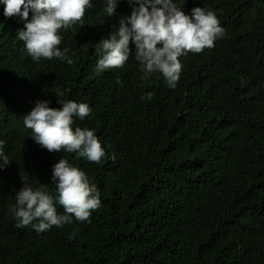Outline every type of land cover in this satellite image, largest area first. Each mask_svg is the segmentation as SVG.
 Wrapping results in <instances>:
<instances>
[{
    "label": "trees",
    "instance_id": "obj_1",
    "mask_svg": "<svg viewBox=\"0 0 264 264\" xmlns=\"http://www.w3.org/2000/svg\"><path fill=\"white\" fill-rule=\"evenodd\" d=\"M177 2L214 11L225 34L180 57L174 89L158 73L142 79L134 49L124 67L97 72L96 44L131 14L128 0L112 17L93 0L62 31L72 65L34 62L18 38L24 22L0 5V140L12 159L0 169V264H264V0ZM37 100L88 103L74 127L95 130L102 163L35 143L23 116ZM62 157L96 184L101 207L90 222L17 228L16 191L55 194Z\"/></svg>",
    "mask_w": 264,
    "mask_h": 264
},
{
    "label": "clouds",
    "instance_id": "obj_2",
    "mask_svg": "<svg viewBox=\"0 0 264 264\" xmlns=\"http://www.w3.org/2000/svg\"><path fill=\"white\" fill-rule=\"evenodd\" d=\"M120 2L103 0L107 17L116 13ZM128 2L134 5L131 14L122 17L115 31L96 44L97 72L124 67L134 49L142 79L148 80L158 73L166 86L174 89L183 67L180 57L214 47L215 41L225 34L216 13L201 6L186 13L177 0ZM0 5H4L5 17H18L24 22L18 38L34 62L58 58L73 64L69 49L59 47L62 31L82 21L86 9L93 7V0H0ZM144 99L151 100L152 94L141 96ZM50 103L37 100L23 116L24 127L31 130L33 141L49 152L74 153L76 159L101 164L106 151L95 130L74 127L77 118L84 120L91 114L89 104L68 101L54 108ZM11 162L5 152V141L0 140V169ZM52 180L55 194L45 184L36 188L25 184L16 191V203L10 211L17 228L31 226L37 233H44L53 226L71 224L73 219L90 222L91 214L101 207V192L96 184L68 159L62 157L53 165ZM57 205L62 206V213L58 212Z\"/></svg>",
    "mask_w": 264,
    "mask_h": 264
}]
</instances>
